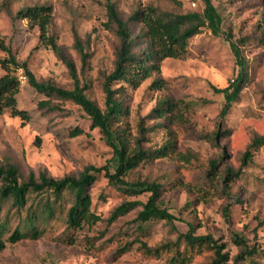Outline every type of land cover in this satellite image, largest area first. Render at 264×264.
Wrapping results in <instances>:
<instances>
[{"label": "rangeland", "instance_id": "rangeland-1", "mask_svg": "<svg viewBox=\"0 0 264 264\" xmlns=\"http://www.w3.org/2000/svg\"><path fill=\"white\" fill-rule=\"evenodd\" d=\"M112 1L125 20L148 5L173 13L202 10L201 0ZM211 3L222 19V34L214 35L203 28L189 40L182 59H165L160 67V76L166 81L163 89H149L155 76L136 90L126 89L125 104L129 111L126 120L131 133L137 135L140 122L150 128L143 148H158L172 136L176 151L169 158L141 165L125 179L165 186L158 205L174 214L173 224L163 220L140 224L136 217L149 193L141 191L128 196L109 186L101 174L89 186L90 211L99 218L95 224L69 228L66 223L71 205L69 196L64 194L55 203L51 199L52 216L35 224L37 237L6 243L0 252V264H166L163 258L146 255L141 245L153 248L174 241L189 225L195 235L209 234L223 243L230 258L238 252L233 235L243 237L247 246L255 245L260 250L245 264H264V146L252 151L247 166L240 165L251 139L264 135V42L260 40L264 6L261 0H211ZM42 4L52 9L48 34L74 63L86 96L103 109L102 83L112 69L118 46L114 28L106 26L104 0H0V35L16 60L26 62L38 81L71 89L67 68L49 48L41 46L37 26L14 18L19 9ZM130 30L135 35L139 27L130 25ZM227 36L243 42L248 79L227 116L220 121L223 98L211 86L225 87L238 71ZM75 37L83 45L84 64L74 47ZM6 57L0 51V62ZM14 73L20 81L17 107L26 111L30 120L23 122L8 114L0 116V165H14L23 180L29 172L36 175L45 172L58 179L67 175L76 177L89 165L116 166L111 148L98 130L90 128L89 119L78 106L52 98L51 108H39L38 104L48 98L28 85L22 70ZM3 74L0 67V76ZM160 99L176 104L175 118L168 129L160 125L161 120L145 118ZM76 127L82 134L70 136ZM219 128L229 130V134L214 142L211 135ZM211 161L217 162L219 177L227 167L240 171L228 193L223 190L220 178L207 175ZM45 197L28 196L19 212L6 202L1 214V220H7L4 237L30 212L41 207ZM122 202L134 205L125 214L110 219ZM227 206L229 222L223 217ZM211 255L206 248L197 249L189 264H207Z\"/></svg>", "mask_w": 264, "mask_h": 264}, {"label": "trees", "instance_id": "trees-1", "mask_svg": "<svg viewBox=\"0 0 264 264\" xmlns=\"http://www.w3.org/2000/svg\"><path fill=\"white\" fill-rule=\"evenodd\" d=\"M261 1L264 6V0ZM201 2L202 10L200 12L173 13L148 5L135 10L125 20L120 16L112 0H104L106 26L114 28L118 46L114 53L112 69L104 77L102 83L103 109L86 96L85 87L80 86L74 63L57 45L55 38L48 34L52 14L51 7L44 4L29 6L21 8L15 13V19L26 20L37 26L39 43L41 46L49 48L65 65L72 80V88L65 89L38 81L28 69L26 62L16 60L11 48L6 45L0 35V51L7 56L0 62V67L4 71V74L0 76V116L8 114L11 117L20 118L23 122L30 120L27 112L17 107L16 101L20 81L14 72L22 70L28 85L48 98L38 104L39 108H51L50 99L55 98L70 101L85 113L89 119L90 128L98 130L111 148L116 166L112 168L109 164L101 167L89 165L76 177L67 175L58 179L48 176L45 172H38L37 175L29 172L26 179L23 180L14 165L10 163L0 165V252L5 248L6 243L14 244L28 238L35 239L38 235L35 224L52 216L53 210L49 201L52 199L55 203L64 194L69 196L71 202L66 212V223L69 228L78 229L86 224H95L99 218L90 211L89 186L101 174L109 186L128 196L139 194L141 191L149 193L146 202L142 204V210L136 217L140 224L158 220H163L169 225L173 224L176 219L174 214L158 205L162 191L166 190L165 186L147 181L128 182L125 179L141 165L157 159L169 158L176 151V141L172 136L158 148H143L142 143L146 142L150 128H145L140 122L137 125V135L134 136L131 133L130 125L126 120L129 115L128 106L125 104L128 98L126 89L136 90L152 76L155 77L152 79L149 89L155 91L163 89L166 86V81L160 76V67L165 59H182L187 52L189 40L199 34L203 28L209 29L214 35L222 34V19L211 0H201ZM130 25L139 27L137 34H132ZM225 39L229 43L238 71L225 87L211 86L212 91L220 94L223 98V106L218 116L220 121L225 119L248 79L247 63L241 49L243 42L241 40L232 41L229 36ZM260 40L264 42V28ZM74 47L84 64L86 54L83 45L76 37ZM262 98L264 100V92ZM175 110L176 104L173 101L160 99L145 118L161 120L160 125L168 129L175 118ZM168 131L170 133V130ZM80 134L82 131L77 127L70 132L72 137ZM228 134L229 130L222 131L219 128L211 135V138L216 142L220 137ZM263 146L264 135L253 137L241 156V167L250 163L253 150ZM218 174L217 162L211 161L207 175L220 178L225 186L223 190L228 193L230 184L239 177L240 171L227 167L220 173V177ZM30 195H45V203L30 212L20 225H17L5 238L7 220H1L3 205L9 202L10 208L19 212L25 207L27 197ZM133 205L134 203L122 202L113 210L110 219L125 214ZM223 217L226 222L230 221L228 206L223 209ZM193 230V226L189 225V229L185 233H179L174 241H166L153 248L142 244L141 250L154 258H163L166 264H189L196 250L202 248H206L212 253L207 264H245L260 251L255 245L247 246L244 238L235 234L232 241L238 248V252L230 258L229 254L224 252L225 245L223 243H219L209 234L195 235Z\"/></svg>", "mask_w": 264, "mask_h": 264}, {"label": "built area", "instance_id": "built-area-1", "mask_svg": "<svg viewBox=\"0 0 264 264\" xmlns=\"http://www.w3.org/2000/svg\"><path fill=\"white\" fill-rule=\"evenodd\" d=\"M192 5H194V3Z\"/></svg>", "mask_w": 264, "mask_h": 264}]
</instances>
